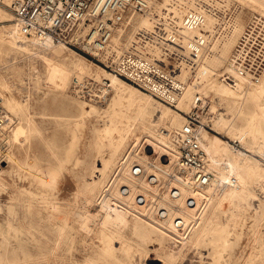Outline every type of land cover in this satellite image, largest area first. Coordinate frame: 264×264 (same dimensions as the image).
<instances>
[{
	"label": "rangeland",
	"instance_id": "1",
	"mask_svg": "<svg viewBox=\"0 0 264 264\" xmlns=\"http://www.w3.org/2000/svg\"><path fill=\"white\" fill-rule=\"evenodd\" d=\"M228 1L232 7H238L239 21L242 19L244 24L250 17L260 15L237 0ZM5 5L13 16L9 21H0V75L10 77L11 82L10 89L1 83L0 86H4L2 89L5 94L23 107L20 114L6 107L16 121L17 118H22L26 123L27 116L33 118V126L36 129L32 131L30 139L24 144L15 143L13 151L24 163L28 159L34 162L37 172L30 173L28 169L13 164L7 174L10 175L6 180L7 184L0 181V264H264V177L257 176L253 179L242 194L243 197L237 196L230 202V199H225L224 203L218 204L219 198L216 196L205 209L203 205L197 215L199 219L210 217V220L199 243L195 244H191L187 239L193 232V224L189 223L190 226L183 234H177L156 220L154 216L157 209H153L152 204L147 206L150 212L129 210L128 203L120 199L118 191V194L112 193L116 192L121 184L117 185L116 182L118 187L115 189V179L121 176L124 161L129 170L134 161H139L133 156L129 158V153L133 152L134 155L135 152V135H143L138 146V149H142V154L148 155L151 160L157 158L158 150L152 151L150 145H154L147 139L156 140V129L159 125H154L149 132L145 131L142 121L132 114L131 130L127 133L128 136L126 135L122 151L105 171H98L97 168L109 158L106 145L118 135L116 128L125 127L129 122L125 105L132 98V92L128 85L151 94L122 77L124 83H127L114 87L105 72L111 70L72 44H66L73 51L68 56L69 59H80L81 63L83 61L88 66L89 71L81 75L72 73L66 89L50 86L46 76L44 78L47 73L44 59L17 51L5 39V28L15 22L10 4L0 0V6L6 8ZM235 42L236 39L230 38L226 50L232 46L234 48ZM59 59H62V56ZM219 69V72H222L225 68ZM80 76L81 83L76 84V78ZM88 88H92L94 96L76 90L85 91L89 90ZM199 95L203 104L199 109L198 118L201 122L198 124L231 145L241 147L240 140L233 137L228 127L223 126V121L229 113L237 125L245 122L243 116H236L237 106L234 104V98L204 87L197 91V96ZM140 99L134 98L131 112L135 111L138 104H145ZM115 100H120L117 105H114ZM159 100L154 97L147 103L148 112L154 120L159 114L156 108ZM214 104H217V107ZM172 107L185 119L192 109L191 107L184 111ZM84 109L87 113H83ZM261 160L264 161L263 158ZM1 163L7 164L4 160H1ZM51 172L58 176V186L48 192L41 186L40 177L44 174L43 179L46 182L52 179ZM110 186L114 187L113 190L107 191ZM153 194L155 195V192ZM110 200L116 201L117 204H111L110 208L107 204ZM108 208L116 213L119 210L125 213L126 220L121 224L105 221L104 233L94 218L92 222L87 220L86 213L96 217V213L103 214ZM83 209L86 210L85 213ZM134 212L149 222L144 226L136 224ZM151 224L159 225L166 233L153 231ZM60 228H63L64 241L62 238L63 243L56 248V257L52 248Z\"/></svg>",
	"mask_w": 264,
	"mask_h": 264
},
{
	"label": "built area",
	"instance_id": "2",
	"mask_svg": "<svg viewBox=\"0 0 264 264\" xmlns=\"http://www.w3.org/2000/svg\"><path fill=\"white\" fill-rule=\"evenodd\" d=\"M11 8L23 34L75 45L171 106L187 88L184 72L188 79L198 80L208 74L207 69L201 73L204 57L232 32L239 11L226 0H13ZM139 16H149L150 24L137 27ZM210 17L214 21L208 28ZM200 29L203 31L196 32ZM130 31L134 32L129 39ZM231 66L235 75L223 70L219 75L223 82L237 78L247 86L259 83L264 72V15H254L246 22L235 43ZM88 89L77 90L94 96L92 88ZM4 95L0 86V143L2 132L12 126ZM202 100L200 95L195 98L182 125L159 128L169 148L161 158L166 161L176 156L177 172L188 174L190 183L199 189L211 185L215 178L200 135L202 125L198 124ZM138 162H133L131 172L144 174L148 184L157 189L154 199L143 195L138 199L145 198L142 204L154 202L158 215L167 217V208L160 207L159 198L167 186L171 187L169 197H178L177 181L169 183L175 172H163L156 165L154 171L144 170ZM186 201L197 204L194 198ZM179 221L172 217V225Z\"/></svg>",
	"mask_w": 264,
	"mask_h": 264
},
{
	"label": "bare ground",
	"instance_id": "3",
	"mask_svg": "<svg viewBox=\"0 0 264 264\" xmlns=\"http://www.w3.org/2000/svg\"><path fill=\"white\" fill-rule=\"evenodd\" d=\"M226 1L229 2L228 0H226ZM237 1H239L241 4H243L245 6H248L251 10H254L255 12H259L260 15L261 14L264 15V0H237ZM4 2H6V4H10V7H11L13 0H4ZM5 6H6V8L0 6V21L1 20L9 21L12 19V16H13L12 13L10 11H8L7 5H5ZM11 10L14 14V11L12 8H11ZM175 10H177V9L175 8ZM238 15H239V11L237 13L235 27L233 28L232 32L228 36H226L223 41L219 42L220 43L219 47L210 49L209 54H207L208 56L204 57V60L202 62L201 73L203 72V69H207L208 74L205 76H202L198 80V78L194 79L195 77L188 79L187 72H184L183 77L186 78L188 81L187 88L183 92V94L180 96V98L177 100V102L175 103V107L178 108L179 110H184V111L189 110L193 106L195 98L197 97V91L201 90L204 87L207 89L215 90V91H217V93H220L223 96H228V97L234 98V104L237 106L236 116L241 115V116H243V118H245V122L242 125H237L234 122V118H231L230 113H229V116L226 117L225 120L223 121V126L225 125V127H228V129H229L230 133L233 135V137L236 138L237 140H240L241 144L240 143L239 144L241 145V147H235L236 145L235 146L231 145L229 142L224 141L219 136L211 134L203 126L200 127V129H201L200 135H201L202 143H203V146H204L206 152L208 153L209 166L215 174V178H214L213 183L211 185H209L208 187H205L203 189L195 188L190 183V176L188 174H184V173L180 174L179 172H177L178 168H177L176 162H175L176 156L174 157V155H172L170 159H166L167 162L164 161V159L160 158L162 155H164L166 152L169 151V148H168V140L163 135L160 134L159 128L160 127H170V126H180L184 123L185 117H183V115L181 113H179V111L177 109L175 110V108H173L171 105L169 106L168 104L162 103L159 100V101H157L158 105L156 107L158 112H159L158 117L155 120L152 119L151 117H153V116H151V113L148 112L147 103L151 102L154 99V96L151 94L153 96L152 97L151 95L146 94L143 91H141V89H139L138 87H135L132 85H128V87L131 90L130 92H132V94H131L132 98H130L129 103L125 105L126 110H127V112H125V114L127 115L129 122L127 123V125L125 127H122V128L117 127L116 128V130L118 131V135L115 136L114 138H112V140L110 142L108 141V145H106V150L109 153V158L106 160L103 159V160H105L103 163L100 160L102 165H101V167L97 168V169H99L98 171H100V170L102 172L105 171L113 163V161L115 160L116 156L120 153V151H122V147L124 145L126 137L128 136L127 133L130 132V130H131L130 120L132 119V114H135L136 119H139L142 121V123L144 124L145 131L149 132L152 130V127L154 125H157V126L159 125L156 129V135H155L156 140L147 139V140L151 141L154 145V146L150 145V148L152 149V151L158 150L159 155L157 156V158L155 160H151V159H149L148 155L142 154V149H138V146L140 145V138L143 137V135L141 137L137 136V135L134 136L133 143L135 144L134 147L136 146L137 149L135 148L134 155H133V152L129 153L130 154L129 158L131 156H133L134 158L135 157L138 158L139 159L138 163L142 166V168L144 170L154 171L155 170L154 166L156 165L159 168H161L163 170V172H169V171L175 172V174H174L175 179H174V177L171 176L169 183L171 184V183L177 181V185H175V186H177L179 188V195L177 198L171 199L169 197V194H168L169 191L171 190V187L167 186V188H166L167 191L162 193L161 197L159 198L160 199L159 205L161 208H162V206L166 207L169 215H167V217H165V218L160 217L158 215L159 214V209H158V212H157V214H155L154 217L163 226L169 227L170 229L173 230L174 233H177V234H183V232L190 226L189 223L193 224V232H192L190 238H187L191 244L199 243L201 236L205 233V231L207 230V227H208L210 217H206L205 219H203V218L199 219V217L197 215L198 212L200 210H202L200 208L203 207V205H204L203 209H205L208 206L209 202H212V200L216 196H218V198H219L218 204L225 201V199H230L229 200V202H230V201H232L231 199H234L237 196H239V198H240V195H241V197H243L242 194H244L245 190L249 187V184L251 181H253V179H255L257 176L264 177V161L261 160V158L264 159V129H263L264 128V101H263V98H264V72L261 76L259 83L255 84V85H250V86L245 85L244 82H242V79L236 78V80L234 82H230V83L223 82L221 79H219V75H220L219 67L225 68L223 70H227L228 72H231L235 75L234 70L232 69V66H231L234 48H232L233 47L232 46V47H229L228 50H226V46H227V42L230 41V38L237 40L238 37L240 36L242 30L245 27L243 20L241 19V21H239ZM14 20H15V14H14ZM150 21H151V19L149 16H139V17H137V20H136L137 27L147 26L150 24ZM213 21H214V19L212 17H210L208 24H207L208 28H209L210 24L213 23ZM5 29L7 30L6 35L4 34L6 36L5 39L7 40L8 43L11 44L12 48H15L17 51H22L24 53L26 52V53L37 55V56L44 59V62H46V65H47L46 66L47 67V73H46V75H44V78L46 76V80L50 84V86L55 87V88H60V89H66L68 87V84H70L69 80L71 79L72 73H79L81 75V73H85L86 71H89L88 66H86L83 63V61L81 63L80 59H79V61L75 60L74 58L69 59L68 56L71 55L73 53V51L68 47V45H66V43L59 42L58 44H56L55 42H57V41H54L53 39L40 40L38 38L28 37L27 35L23 34V32L21 31L16 20L14 23L9 25ZM202 31L203 30L200 29V30H197L196 32H202ZM133 32L134 31L129 32V35H128L129 39L133 36ZM230 43H232V40ZM235 43L233 44L234 46H235ZM60 53H62L63 55L62 54L60 55ZM60 56H62V59H59ZM105 72H107V76L112 81L111 84L114 87H118L119 85H123V84L127 83V82L124 83L121 76H119L115 72L106 71V70H105ZM213 76H216V77H213ZM9 78L10 77L0 75L1 85L3 84L6 88H9L10 82H11V81H9ZM80 78H81V76L78 79H80ZM208 79H209V81L206 83V81ZM204 84H205V86H204ZM4 86H2V87H4ZM77 92H78V90H77ZM102 94H104V93H102ZM135 97L141 98L144 101L142 103H145V104H138L135 107V111L131 112L130 111L132 109L131 105L134 104L133 100ZM119 101L120 100H115L114 105H117V103ZM3 103H4L5 107L8 106L7 108L10 111H15V112L17 111V113L21 112V110L23 108L19 102H17L13 98H10L6 94L4 95ZM154 103H156V102H154ZM250 104H252L253 106ZM214 106L217 107V104H214ZM24 111H25V109H24ZM83 113H87V111L84 109ZM28 115H30V114H28ZM10 119H11L10 121H12V126L9 128L8 132H2V134H1V139H2V142L0 143V181L1 182H3V181L6 182V180H8V177L10 175L8 176L7 174H8V172L11 171L13 164H14V166H17L19 168L28 169V171L30 173H34L35 171L37 172L36 167L33 165L34 162L32 163L31 161H28L29 160L28 159V160H26L27 162L25 161L26 163H24L23 161H21L18 158V156L13 151V145L15 143L24 144L26 141H28L30 139L31 133H33L32 131H34L36 129L33 126V120H32L33 118L30 116H27V118H26L27 122L25 123L24 121H22V118L21 119L17 118V121H16V118L10 114ZM35 124H37V123H35ZM112 124H114V123H112ZM217 124H218V121H217ZM162 125H164V126H162ZM141 133H143V132H141ZM132 134H134V133H132ZM32 136H33V134H32ZM104 145H105V143H104ZM27 155H28V153H27ZM31 159H32V157H31ZM1 160H4L5 162H7V164L6 165L2 164ZM174 162H175V166H174ZM126 164H127L126 161H124L122 169H121L122 174L120 177H117L115 179V182H114L115 189L118 186H120V187H118L117 190L114 189L116 192H112V193L116 194L118 191V193L121 195V196H119L120 199H123V201L125 203H128L127 205H129V210L130 209H136V210L138 209V210H141L142 212H145V211L150 212V209L147 208L148 204H142V203L145 201V198H148V199L151 198V200L154 199L153 192H156L157 189L156 188L154 189L153 187H151L148 184L147 180H145V178H144V174L134 175L131 172V170L128 169V166H126ZM40 172H41V170H40ZM51 175H52L51 176L52 177V181H51L52 183L50 185L45 182V179H43L44 174H43V176L40 177L41 186L44 189H46V191H48V192L55 190L56 187L58 186V176L54 173H52ZM39 176H40V174H39ZM165 176H166V174H165ZM116 182H117V185L119 183H121V184L117 186ZM9 183H10V180H9ZM3 184H5V183H3ZM6 184H7V182H6ZM112 186L109 187L110 189L107 188V191L113 190L114 187H112ZM171 186H173V184ZM138 195H143L145 198L138 199ZM116 196H115V198H117ZM189 197L194 198V200H195V202H197V204L194 206H192L194 202L189 204L186 201L187 198H189ZM105 199H104V201H105ZM120 199H119V201H120ZM104 201H103V203H104ZM115 202L116 201H114V200H110L107 202V204H109V206L113 203L117 204ZM233 202H235V201H233ZM96 203H97V201H96ZM101 203H102V201H101ZM153 204H154V202H153ZM153 204L151 205L153 207V209L154 208L157 209L158 207L154 206ZM119 205H117V206H119ZM216 206H217V204H216ZM111 207L112 206H110V208ZM114 207L112 209H114ZM115 209H116V207H115ZM212 210L213 209H211V211ZM83 211H84V209H83ZM85 212H86V210L84 211V213ZM86 214H87L86 215L87 220H89V221L91 220V222H92V218H94V220L97 221L96 223L98 224V226L99 225L101 226V229H102L101 231H103L104 233L106 231V229L103 228L105 226L104 225L105 221L108 220L114 224L115 223L121 224V223L125 222V220H126L125 219L126 218L125 213H122L120 210L116 213V211L114 212L113 210H111L109 208L106 209L103 212V214L96 213L95 214L96 217H94L89 212ZM134 215L136 218V224L140 223L142 226H144L147 224L146 222H149V221H146L145 219H143L138 213L134 212ZM97 216H99V217H97ZM209 216H212V215H209ZM172 217L180 219V221L177 225L176 224L172 225ZM95 221H94V223H95ZM85 222H87V221L85 220ZM136 224H134V225H136ZM151 226H152L151 229L153 231H159L162 233H166V231L162 227H160L159 225L151 224ZM121 227H122V225H121ZM149 229H150V227H149ZM62 232H63V228L62 229L60 228L57 235L55 234L56 240H55L54 246L52 248L53 255L57 252L56 248L59 245L61 246V244L63 243V242L61 243L62 238H63ZM168 236H170V235H168ZM63 241H64V238H63ZM186 242L187 241L185 240V243ZM45 255H46V253H45ZM50 256L52 257V255H50ZM54 256L57 257V255H54ZM61 257H62V255H61ZM60 259H62V258H60ZM88 260H90V259H88ZM167 261H169V260H167ZM89 263H92V261ZM169 263L171 264V262H169ZM173 263H174V261H173Z\"/></svg>",
	"mask_w": 264,
	"mask_h": 264
}]
</instances>
